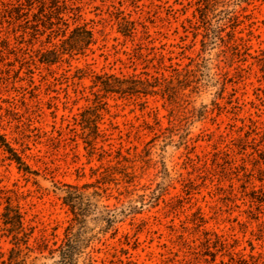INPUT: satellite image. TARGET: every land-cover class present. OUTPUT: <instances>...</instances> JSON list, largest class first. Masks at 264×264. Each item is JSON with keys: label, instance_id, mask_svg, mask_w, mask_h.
Instances as JSON below:
<instances>
[{"label": "rangeland", "instance_id": "obj_1", "mask_svg": "<svg viewBox=\"0 0 264 264\" xmlns=\"http://www.w3.org/2000/svg\"><path fill=\"white\" fill-rule=\"evenodd\" d=\"M104 1L84 0L82 9L89 27L91 20L107 18L94 26L96 44L53 66L39 60L51 46L47 34L34 39L29 29L23 38L19 28L0 21V134L32 172L23 171L0 146V215L12 198L34 227L29 249L13 251L0 216V264H53L48 251L36 249L34 238L43 235L50 248L59 246L73 217L63 200L66 185L97 181L96 170L106 161L89 154L76 122L91 105V74L169 77L172 68H161V55L166 66L190 64L195 76L184 87L173 86L183 88L177 117L159 91L136 100H106L105 148L112 144L130 153L132 163L125 164L128 177L117 175L118 181L107 185L111 197L104 203L119 213L117 222L102 231L89 219L82 233L91 240L86 252L93 264H212L197 247L207 230L223 235L246 259L264 264V204L243 192L244 180L222 178L225 161L213 163L224 142L245 136L255 123L264 131V79L255 63L264 50V0L228 3L230 16L239 18L233 23L236 36L247 41V47H237L239 54L222 42L203 45V29L193 22V0H125V8L152 36L143 57L109 22ZM224 28L226 37L232 29ZM253 152L249 147L238 156L248 172L255 159L260 161ZM191 181L196 187L189 193ZM231 185L235 198L226 195ZM82 263L88 264L81 258ZM215 264L230 259L218 253Z\"/></svg>", "mask_w": 264, "mask_h": 264}, {"label": "trees", "instance_id": "obj_2", "mask_svg": "<svg viewBox=\"0 0 264 264\" xmlns=\"http://www.w3.org/2000/svg\"><path fill=\"white\" fill-rule=\"evenodd\" d=\"M133 1V0H131ZM106 12L109 22L117 27V32L125 39L130 40L134 47L140 48L139 57H143L145 41H150L151 35L149 28L135 18L133 11L125 8V0H105ZM230 0H193L194 4L193 18L194 25H198L203 30V45L222 42L228 49H235L240 53L237 47H247V41L236 36V26L239 18L230 16L228 3ZM84 0H0V21L7 22L11 28L21 30L24 38L27 31L32 29L31 36L37 39L38 35L47 34L51 46L45 52L40 53V63L53 66L64 61L66 55L73 57L78 54H85L86 50L95 45V27L102 25L107 18H101L98 21L91 20L93 27H89L83 16ZM134 9L138 8L134 6ZM192 22V20H190ZM232 30L226 32L224 26ZM105 28V27H103ZM53 39H58L60 44L53 43ZM240 45V46H239ZM161 68H172L173 74L161 78L155 77L153 81L143 79L138 75L118 76L116 74H91L92 91L88 100L91 105L81 114L80 119H76L81 126V134H78L84 140L88 152L91 155H98L100 161H106L97 171V181L86 183L81 187L66 185L64 203L69 207L72 218L66 227L65 236L62 243L55 247H49V240L46 236L34 238L36 249L42 254L49 252V258L53 264H80L81 258L88 264H93V258L90 252H86L90 246V238L83 237V231L86 230L88 220L95 224H101L102 231L110 229L117 222L119 213H116L110 205L104 203L111 197L109 185L116 182L117 175L128 177L126 163H132L129 157L130 153L124 155L122 149L114 150V145L105 144L109 142V135L101 129L104 113L108 112L106 100L110 97L118 96L123 99H140L151 94H157L158 91L167 97L175 109L173 117H177L182 108L180 91L182 87L189 83L190 77H194L196 70H193L190 64L180 67L175 65L166 66L164 63L165 55H161ZM260 56V57H259ZM256 59L264 79V50ZM198 68V64L195 66ZM148 77L149 74H146ZM175 83H180L182 87L174 90ZM173 109V112H174ZM224 141V140H223ZM262 142L259 149L257 143ZM102 143L101 146L99 144ZM0 146L9 155L10 159L23 167V171L32 173L30 168L25 166L17 151L10 146L6 137L0 134ZM251 147L254 153L260 157V161L255 159L253 170L248 172L246 160L239 163V153L245 156L246 150ZM252 154V155H253ZM216 159L214 165H219L220 160L225 161L228 166L224 170V176L227 178L235 175V179L244 180L242 188L244 193L251 195L253 201L262 206L264 204V131L256 123L246 133L245 136H238L224 142V147H217ZM26 167V168H24ZM257 174V175H256ZM242 177V178H241ZM244 178V179H243ZM230 181H233L232 177ZM255 181L261 183L255 185ZM191 187L188 192L191 193L196 187L194 181H191ZM250 188V189H249ZM222 190V189H221ZM228 197H236L234 185L230 186V191L226 193ZM248 195V194H245ZM4 235L11 238L14 245L13 251H21L22 248L29 249L30 241L34 237V227L26 221L25 214L20 204H15L12 198H7L4 211L1 213ZM200 221H204L199 217ZM197 221V220H195ZM198 248H201L204 255L212 257L211 262L215 264L218 253L228 256L230 264H260V261L246 259L241 252H237L235 245L230 244L223 235L214 231H203L198 239ZM195 249V248H194ZM216 250V252L212 251ZM254 259V256H250ZM87 264V263H82Z\"/></svg>", "mask_w": 264, "mask_h": 264}]
</instances>
